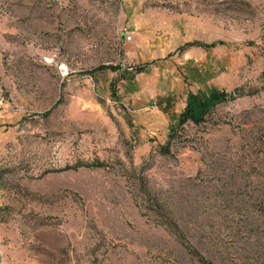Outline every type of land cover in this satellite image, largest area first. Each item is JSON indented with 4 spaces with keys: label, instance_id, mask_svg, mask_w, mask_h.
<instances>
[{
    "label": "rangeland",
    "instance_id": "obj_1",
    "mask_svg": "<svg viewBox=\"0 0 264 264\" xmlns=\"http://www.w3.org/2000/svg\"><path fill=\"white\" fill-rule=\"evenodd\" d=\"M165 218L264 264V0H0V264H201Z\"/></svg>",
    "mask_w": 264,
    "mask_h": 264
},
{
    "label": "trees",
    "instance_id": "obj_2",
    "mask_svg": "<svg viewBox=\"0 0 264 264\" xmlns=\"http://www.w3.org/2000/svg\"><path fill=\"white\" fill-rule=\"evenodd\" d=\"M192 44H200L205 47H210L216 44V42H203L190 41ZM237 89L231 91L216 86H209L196 91L188 90L185 98V104L183 108L175 116V121L169 125V135H172L176 130L177 125H182L187 121L194 123L202 122L206 114L218 103L231 98ZM163 151L168 150L166 145L162 146ZM81 164L88 163H75L72 165H65V168H76ZM95 164V163H94ZM148 192V191H146ZM157 222L163 224L176 238L183 244L186 250L197 258L201 264H215L207 255H205L199 247L191 243L186 236V230L172 218L157 219ZM226 264V263H225Z\"/></svg>",
    "mask_w": 264,
    "mask_h": 264
},
{
    "label": "built area",
    "instance_id": "obj_3",
    "mask_svg": "<svg viewBox=\"0 0 264 264\" xmlns=\"http://www.w3.org/2000/svg\"><path fill=\"white\" fill-rule=\"evenodd\" d=\"M132 33H133V30H131V29H128V28L123 29V38L125 40H130L132 35H133ZM117 65H118V67L124 68V69L129 70V71H133L135 68L132 64L126 62L124 59H122L120 57L117 60Z\"/></svg>",
    "mask_w": 264,
    "mask_h": 264
},
{
    "label": "crops",
    "instance_id": "obj_4",
    "mask_svg": "<svg viewBox=\"0 0 264 264\" xmlns=\"http://www.w3.org/2000/svg\"><path fill=\"white\" fill-rule=\"evenodd\" d=\"M132 30V29H131Z\"/></svg>",
    "mask_w": 264,
    "mask_h": 264
}]
</instances>
